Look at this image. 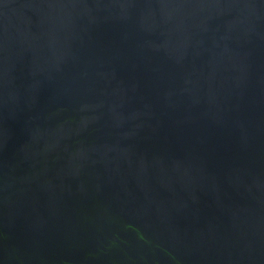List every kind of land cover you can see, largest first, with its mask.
Masks as SVG:
<instances>
[{
	"label": "water",
	"instance_id": "1",
	"mask_svg": "<svg viewBox=\"0 0 264 264\" xmlns=\"http://www.w3.org/2000/svg\"><path fill=\"white\" fill-rule=\"evenodd\" d=\"M0 264H264V0H0Z\"/></svg>",
	"mask_w": 264,
	"mask_h": 264
}]
</instances>
